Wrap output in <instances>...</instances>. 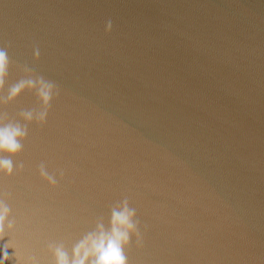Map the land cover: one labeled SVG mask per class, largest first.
Wrapping results in <instances>:
<instances>
[{"label":"water","instance_id":"obj_1","mask_svg":"<svg viewBox=\"0 0 264 264\" xmlns=\"http://www.w3.org/2000/svg\"><path fill=\"white\" fill-rule=\"evenodd\" d=\"M0 47V95L36 75L59 90L0 176L2 264H51L125 198L128 264H264V0H0ZM27 110L31 91L0 105Z\"/></svg>","mask_w":264,"mask_h":264},{"label":"clouds","instance_id":"obj_2","mask_svg":"<svg viewBox=\"0 0 264 264\" xmlns=\"http://www.w3.org/2000/svg\"><path fill=\"white\" fill-rule=\"evenodd\" d=\"M112 23H107L106 31L110 32ZM34 58L39 59V50L34 49ZM10 58L6 47H0V93H3L5 81L8 76ZM26 71H33L26 68ZM25 91L34 92L41 110L22 111L19 121L8 120L0 112V176L11 177L18 167L23 169V164L14 165V158L23 151V144L28 135V125L35 122L44 125L47 120L51 102L59 94L54 81L47 80L41 75L23 79L8 88L6 95H0V105L15 101ZM39 176L51 187L58 184L55 173H49L45 164L39 165ZM61 178L63 172H60ZM11 208L7 203V196L0 193V239L5 235V230L13 232L15 221L10 219ZM136 209L130 207L127 198L117 206L110 209L109 223L105 227L102 219H97L92 230L84 233L69 251L63 243H50L48 252L52 257L51 264H128L126 249L129 248L133 237L139 247L142 243ZM8 245L5 244V246ZM3 259L10 256L7 247H4ZM17 264H37L34 259L25 261L23 256L14 253ZM2 264V261H0Z\"/></svg>","mask_w":264,"mask_h":264}]
</instances>
